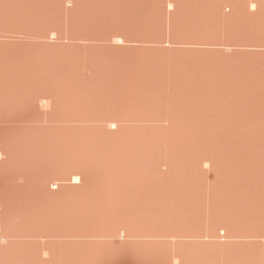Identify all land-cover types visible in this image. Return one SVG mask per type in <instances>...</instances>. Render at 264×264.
I'll use <instances>...</instances> for the list:
<instances>
[{
    "label": "bare ground",
    "instance_id": "bare-ground-1",
    "mask_svg": "<svg viewBox=\"0 0 264 264\" xmlns=\"http://www.w3.org/2000/svg\"><path fill=\"white\" fill-rule=\"evenodd\" d=\"M0 124V264H264V0H0Z\"/></svg>",
    "mask_w": 264,
    "mask_h": 264
},
{
    "label": "rangeland",
    "instance_id": "rangeland-1",
    "mask_svg": "<svg viewBox=\"0 0 264 264\" xmlns=\"http://www.w3.org/2000/svg\"><path fill=\"white\" fill-rule=\"evenodd\" d=\"M48 37H49V39L50 40H53L54 39V34H53V36H51V33H48V35H47ZM113 43L114 44H122L123 42L121 41V40H113ZM17 124H23V123H17ZM44 125V124H46V123H36V125ZM0 125H5V124H0ZM7 125V124H6ZM11 125H16V124H11ZM23 125H25V124H23ZM0 158H5V155H1L0 154ZM166 167L165 166H163L162 167V169L164 170ZM7 175V176H6ZM5 176L3 175V176H0V180L2 181H0V183H2V184H5V183H7V184H10L9 182L10 181H5V178L7 179L9 176V174L7 173ZM2 177H4L3 179H2ZM7 184H5V185H7ZM119 234H123V232L121 231V232H119ZM220 234H222V232H220ZM238 240V239H237ZM241 240V239H240ZM120 264H131V262H129L128 260H122L121 262H120Z\"/></svg>",
    "mask_w": 264,
    "mask_h": 264
}]
</instances>
